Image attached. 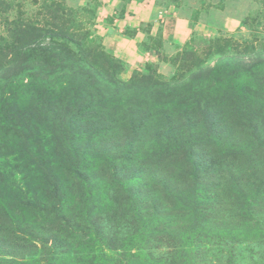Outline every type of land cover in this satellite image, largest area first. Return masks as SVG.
Instances as JSON below:
<instances>
[{
  "label": "trees",
  "instance_id": "obj_1",
  "mask_svg": "<svg viewBox=\"0 0 264 264\" xmlns=\"http://www.w3.org/2000/svg\"><path fill=\"white\" fill-rule=\"evenodd\" d=\"M29 2L34 16L0 11V157L14 161L0 170V264H51L69 240L85 264H250L237 237L212 244L235 228L264 264V55L185 81L147 62L152 75L126 81L92 7Z\"/></svg>",
  "mask_w": 264,
  "mask_h": 264
},
{
  "label": "rangeland",
  "instance_id": "obj_2",
  "mask_svg": "<svg viewBox=\"0 0 264 264\" xmlns=\"http://www.w3.org/2000/svg\"><path fill=\"white\" fill-rule=\"evenodd\" d=\"M62 1H64V4L68 7L78 8L83 13H87L85 7L88 9L92 7L96 11L92 26L91 23L88 24V26H91L93 36L99 38L101 42L102 32L110 27L115 29L112 33L113 41L131 51H133L134 47L147 49L149 45L153 47L157 44L162 45L158 51L159 54L154 55L152 60L154 62V69L161 80L169 81L175 76L178 78L182 77L181 79L184 81L191 79L199 72L208 70L218 63L227 60L229 56L236 60H239V58L243 60L251 58L252 60L258 55H264V0H154L152 3L153 7H151L152 15H150V18L152 20H150V22L148 19L142 20L144 16L143 14L140 15V10H138V8H141L136 4L138 0H100L101 4L98 3L97 6L94 1L90 2V0ZM15 2L16 1L11 2V0L8 2L0 0V11L4 10L3 13L5 15L8 14L12 17L18 15L21 9L25 12V16H34L39 7V4L31 3L29 0L26 2L25 6L21 7L15 5ZM106 7L109 8L106 9ZM125 13L126 15L124 16ZM160 13H163L165 21L170 17H182L189 20L190 25L187 30V38L173 40L171 37L166 38L165 41L162 42L159 38L160 35L151 37L150 30L153 25L155 26V30L159 26V30H157L160 31L161 26L165 24V22H162L163 18L161 19L159 17ZM122 18L127 21V33H132L134 31V29L131 28H141V37L137 39V42L135 38L126 39L124 37L123 40L118 41L119 34H123V32L119 31V28H124V20L118 21ZM125 41L127 44H125ZM250 46L255 47V53H250V57H248L249 55L244 53V51H246L247 47L250 48ZM236 49L242 52L238 53ZM106 51L119 59L113 52L109 50ZM186 52L188 54H183ZM185 60L187 62L190 60V63H185ZM139 62V65L132 64V66L126 63L122 67L121 78L126 81H138L143 76L152 75V72L144 70L142 61ZM233 121H235L237 125L245 124L244 119H240L239 117H234ZM241 133L243 135H249L242 130ZM12 164H14L13 160L6 161L0 157V170L5 166L7 173L14 172ZM22 177L23 172L20 173L15 171L13 178L19 184H23ZM12 213L17 214L18 212L12 211ZM15 218L19 219L17 221L20 224L26 221L24 225L29 224L28 227L34 223L33 217L31 216L22 218V216L17 215ZM245 234V228H235L232 229L231 232H223L219 240L213 241L212 244L218 246L215 242L227 243L230 237H237V241L240 242L238 246L242 244L235 250L236 253H239L237 259L239 258L245 260L247 263L254 264L255 260H253L252 257L260 252L261 246L258 248L252 243L243 246L245 245ZM68 242L70 243L68 250L71 255L68 254V256L66 255L58 260H51L49 263H86L88 257H86L83 251L85 249L79 247L80 243H78L77 240H69ZM222 248L227 249L226 246ZM261 250H264V246ZM78 251L83 252L80 259L77 258V256L74 257V252ZM213 252L212 254L217 253L216 251ZM121 253H123V251H117L114 255L120 256ZM145 254L147 255L146 252ZM119 258L120 257H118V260ZM211 258V256L206 257V259ZM214 258L217 261L218 256H214ZM128 260H135V264H152L153 262L152 259H149V263L144 257L136 259L135 257H128ZM127 264L131 263L127 262Z\"/></svg>",
  "mask_w": 264,
  "mask_h": 264
},
{
  "label": "crops",
  "instance_id": "obj_3",
  "mask_svg": "<svg viewBox=\"0 0 264 264\" xmlns=\"http://www.w3.org/2000/svg\"><path fill=\"white\" fill-rule=\"evenodd\" d=\"M153 1L154 0H138V2L136 3L138 6L141 7V8H138V10H140V15L143 14V16H144V18L142 20L148 19L149 22H150V20H152L150 18V15H152V12H151L152 8L151 7H153V4H152ZM107 8H109V7H106V9ZM160 12H162V11H160ZM125 15H126V13L124 14V16ZM159 17L162 19L163 13H160ZM121 20H124V19L122 18L118 21L120 22ZM162 22L163 23L165 22V24L161 26L160 31H158L159 26L155 30V26L153 25V27L150 30V35L156 36L159 33H161L162 37H163V41H165L166 38H171V37L173 38V40L174 39L180 40L182 38H185V39L187 38L186 37L187 30H188L189 25H190L189 20L182 18V17H176V18L170 17V18H167L166 21L163 18ZM127 25H128L127 21L124 20V24H123L124 28H119V31L123 32V34H119L118 41H121L124 38H126V39H134L135 38L136 39L135 41L137 42L138 41L137 39L139 37H141V33H142V31H140L141 28H139V27L131 28V29H134V35L130 36L127 33V28H126ZM114 30L115 29L108 27L101 34L102 35V43L105 46L106 50L113 52L116 56H118L119 59L123 60L124 62H126L130 66H132V64L133 65H139L140 64L139 61H142L143 67L145 70L146 63L147 62H153L152 61L153 56L157 54L156 50H154L153 48L142 49L140 47V49H139L138 47H134L133 51H131L130 49H127L126 47L123 48V46L121 44H118L115 41H113L112 33ZM125 44H127L126 41H125Z\"/></svg>",
  "mask_w": 264,
  "mask_h": 264
}]
</instances>
